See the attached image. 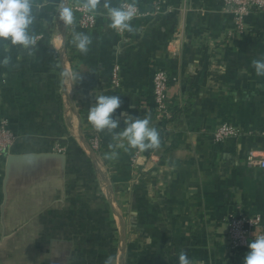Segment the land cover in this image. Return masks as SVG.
I'll return each instance as SVG.
<instances>
[{
  "label": "crops",
  "instance_id": "1",
  "mask_svg": "<svg viewBox=\"0 0 264 264\" xmlns=\"http://www.w3.org/2000/svg\"><path fill=\"white\" fill-rule=\"evenodd\" d=\"M76 1L32 0V55L0 44V116L18 137L0 158V264H178L182 251L192 264H243L248 245L230 254L223 242L236 211L259 218L248 244L264 234V171L244 165L248 151H264V76L252 66L264 58V11L227 38L222 0H110L144 14L120 34L104 9L93 30L76 28L74 14L65 25L60 8ZM73 29L91 37L86 54ZM156 69L168 78L166 125L155 116ZM99 95L121 96L120 127L87 121ZM123 114L150 119L155 162L146 152L131 163ZM224 122L252 134L214 143Z\"/></svg>",
  "mask_w": 264,
  "mask_h": 264
},
{
  "label": "clouds",
  "instance_id": "2",
  "mask_svg": "<svg viewBox=\"0 0 264 264\" xmlns=\"http://www.w3.org/2000/svg\"><path fill=\"white\" fill-rule=\"evenodd\" d=\"M83 7L95 15H103L100 9L106 10V18L110 21L109 27L118 32L134 31L131 21L134 13L132 6L127 10L121 7H113L110 0H85ZM59 19L65 24L73 23L71 9L63 5L59 11ZM35 20L32 0H0V44L5 49L8 45L19 46L32 55L37 45V39L31 32V26ZM72 43L81 53L86 54L92 39L88 34L77 32L73 29ZM8 63V58L3 60ZM252 66L257 76H264V58L255 59ZM121 107V96L99 95L87 112V121L98 132L105 129L111 131L120 127V122L114 119V114ZM124 115V128L120 135L128 142L129 147L140 152L149 149H157L160 146L159 133L154 127H150V119L133 118ZM107 264V262H106ZM178 264H192L183 251L178 256ZM243 264H264V234L256 236L249 244L248 251L243 257Z\"/></svg>",
  "mask_w": 264,
  "mask_h": 264
},
{
  "label": "built area",
  "instance_id": "3",
  "mask_svg": "<svg viewBox=\"0 0 264 264\" xmlns=\"http://www.w3.org/2000/svg\"><path fill=\"white\" fill-rule=\"evenodd\" d=\"M83 4L84 2L82 0L73 2L70 5V9L76 18L75 27L81 31H90L96 27L97 21L95 16L83 7ZM129 6H132V11L134 13L132 21L144 16L135 4L127 1H123L120 4V7L125 10H127ZM154 8L155 13L159 12V4H156ZM222 8L224 12L231 17L232 27L226 32V37L232 38L246 33V19L254 12L264 11V0H222ZM118 33L121 34L123 32ZM120 85V68L118 65H115L110 74V88L112 90H118ZM167 91V74L161 69H156L152 75V94L155 104V116L160 125L164 122H166V125L167 122L172 119V114L167 103ZM163 128L166 130V127ZM245 134H252V132L243 131L241 128L224 122L215 129L212 134V140L214 143H220L224 140L238 138ZM261 135L264 136V132H261ZM164 141L163 138V142ZM17 142L18 137L11 131L8 120L0 116V158L9 156L13 152ZM88 144L94 152L99 151L100 144L96 136H92ZM146 152H148V160L155 162L156 154L153 151L147 150L140 152L136 149L131 163L135 164L137 159L146 155ZM244 165L247 168L264 171V151L256 149L248 151L245 156ZM226 226L227 232L223 244L228 253L232 254L247 247L252 233L259 226V218L236 211L228 215L226 218Z\"/></svg>",
  "mask_w": 264,
  "mask_h": 264
},
{
  "label": "trees",
  "instance_id": "4",
  "mask_svg": "<svg viewBox=\"0 0 264 264\" xmlns=\"http://www.w3.org/2000/svg\"><path fill=\"white\" fill-rule=\"evenodd\" d=\"M166 122H164L163 124H165Z\"/></svg>",
  "mask_w": 264,
  "mask_h": 264
}]
</instances>
